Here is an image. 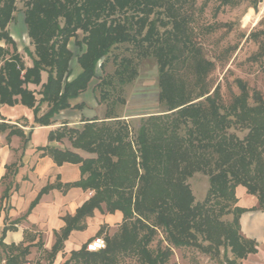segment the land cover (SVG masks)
Masks as SVG:
<instances>
[{
  "label": "trees",
  "instance_id": "16d2710c",
  "mask_svg": "<svg viewBox=\"0 0 264 264\" xmlns=\"http://www.w3.org/2000/svg\"><path fill=\"white\" fill-rule=\"evenodd\" d=\"M23 1V22L33 45V52H24L32 66H25L7 29L14 18L16 0H0V41L12 47V54L0 47V105L20 103L32 109L35 125H52V118L61 111L84 107L83 103L71 106L70 101L88 88L97 67L103 66L113 47L129 44L136 56L155 59L158 101L164 108L160 114L141 118L134 133L128 123L109 111L103 118L81 120L80 128L64 124L49 133V141L67 139L72 149L90 156L83 158L73 150L56 147L41 148L56 165H78L80 178L72 183L47 185L28 212L53 189L65 193L70 188H81L93 193L73 215L62 217L64 225L54 232V242L46 251L49 264L64 249L73 231L86 229V221L95 211L120 212L119 233L106 237L105 248L98 252L86 251L85 244L70 251L62 264H116L121 253H132L141 264H174L169 263L173 250L184 247L208 252L228 246L241 260L256 254L257 243L237 232L241 214L251 210L264 213V98L255 92L250 105L248 89L238 79L240 92L225 107L218 86L212 92L204 88L202 82L212 63L200 56L187 31V15L172 0ZM219 1L221 6L235 2ZM128 11L132 15L126 16ZM158 27L164 30L160 32ZM71 39L80 50L75 57L80 72L69 80ZM114 61L112 76L100 79L95 86L101 101L110 95L106 87L116 88L114 81L123 86L137 75L132 57H114ZM183 66L191 69L200 84L196 94L178 75ZM42 72L47 75L43 84ZM28 84L40 85L38 101ZM43 104L48 110L39 116ZM232 127L245 130V136L239 139L230 132ZM6 129H10L8 136L24 138L20 129L1 123L0 132ZM7 172L12 174L14 170L8 168ZM197 172L209 181L202 203H194L187 184ZM238 187L257 198L256 209L236 206ZM6 198L4 190L1 202ZM213 206H218L219 215L232 214V221H219ZM158 229L164 233L166 247L152 251L149 245ZM6 231L4 228L0 238L4 264H26L30 247L2 244ZM197 235L208 244L201 245Z\"/></svg>",
  "mask_w": 264,
  "mask_h": 264
},
{
  "label": "rangeland",
  "instance_id": "374dc122",
  "mask_svg": "<svg viewBox=\"0 0 264 264\" xmlns=\"http://www.w3.org/2000/svg\"><path fill=\"white\" fill-rule=\"evenodd\" d=\"M234 1L233 4L221 6L219 0H176V2L172 0L173 5L178 6L181 13L187 15V31L200 56L212 63L211 70L202 82L204 83L203 86L210 92L218 86L220 101L225 107L230 105L233 98L240 92L236 84L238 79L248 89L250 105H253L252 96L255 92L264 98V0ZM25 9L24 1L16 0L14 18L7 29L11 39L15 40L17 53L24 63H29L30 58L24 52V48L33 52V45L26 34V27L23 22ZM129 15H132L131 11L126 13V16ZM158 30L162 32L164 28L158 27ZM81 37L82 34L79 32L78 39L80 40ZM68 48L73 54L70 62L72 70L70 80L80 72L75 58L80 50L74 45V39L70 40ZM8 49L10 52L11 47L8 46ZM135 54L136 50L129 44L118 45L110 50L108 56L103 60V66L101 68L97 67L96 76L91 80L88 88L73 100V103H83L84 105L82 109H76V116L82 115L81 120L85 119V116L90 117L93 115L103 118L109 111L128 123L132 133H134L141 118L157 115L164 111L163 106L158 101V66L155 59L149 55L136 56ZM124 56L132 57L134 60V67L137 72L135 79L123 86H118L117 82L114 81L116 88L112 90L106 87L105 89L110 92V95L106 101H101L100 91L96 89V84L99 83L100 79H107V76H112L116 68L114 57ZM42 74L45 77L46 73L42 72ZM178 75L194 94L200 90V84L196 82L191 69L183 66L179 69ZM47 110V104L41 105L38 115L44 114ZM81 126L82 124L77 122L73 128H80ZM230 132L236 134L239 139H242L246 134L245 130H239L236 127H232ZM187 184L194 197V203H202L209 188L208 177L197 172L187 180ZM236 196L239 197L236 206L244 209L255 207L256 209L257 198L254 195L247 194L245 188L238 187ZM212 209L214 214L218 215L219 221L223 223L232 221V214L219 215L218 206H213ZM254 211L259 210L247 212ZM114 214H100L97 229L86 227L84 231L76 232L73 235V242H77V249H71L67 252L63 249L56 256L53 264H62L69 258L70 251L78 250L93 238L99 237L105 242L106 237L118 234L122 215L120 213V218L114 216H111V218L110 215ZM237 234L245 237L241 224ZM197 236L201 245L208 244L200 235ZM41 245L40 242L35 255L29 258V264H49L47 252ZM158 246L166 247L164 233L159 229L150 243L149 249L155 251ZM259 249L262 262L259 263L256 259L257 261L246 262V264H264V247L262 246ZM116 260V264H141L132 253H121ZM243 260L234 255L228 246H220L218 249H212L208 252H203L195 247H184L173 250L169 263L242 264Z\"/></svg>",
  "mask_w": 264,
  "mask_h": 264
},
{
  "label": "crops",
  "instance_id": "0c3cea01",
  "mask_svg": "<svg viewBox=\"0 0 264 264\" xmlns=\"http://www.w3.org/2000/svg\"><path fill=\"white\" fill-rule=\"evenodd\" d=\"M12 40L15 42L13 38ZM8 46L11 47L4 41H0V47L9 52ZM1 64L2 62H0ZM24 64L26 67L32 66L31 60ZM46 77V74L44 77L41 73L42 84L46 81ZM27 88L34 91L35 99L38 101L41 97L37 94L40 85L28 84ZM70 103L71 106L78 104L73 103V100ZM76 111L72 108L65 109L52 119V125L38 126L33 123L32 109L20 103H15L13 106L0 105V124L5 123L14 129H20L24 134V138H22L16 134L8 136L10 129L0 132V238L3 229L7 228L2 238V244L6 246H29L30 254L26 257V264H29V258L35 255L40 242L43 249L50 250L54 242V232L59 231L64 225L62 217L73 215L75 210L93 194L90 190L81 188H70L65 193L53 189L43 194L38 203L28 212L31 203L47 185H53L57 182L61 184L72 183L80 178L78 165L70 163L56 165L48 154L40 150L45 147H56L62 150H73L83 158L90 156L80 150L72 149L67 139L60 142L48 140L49 133L64 124L71 128L77 122L83 124L81 122L82 115L79 114L77 117ZM92 118L101 117L85 116V119ZM8 168L14 172L12 174L7 172ZM4 190H7V198L1 202V195ZM98 216L100 213L95 211L94 216L86 221L87 227L97 229L100 220ZM111 216L120 218V213L116 212ZM240 224L245 238L254 240L258 245L257 253L250 254L243 260L242 264L257 260L260 263L259 253L261 251L259 248L264 247V213L261 211L246 212L240 217ZM244 225H246L245 228ZM76 232L78 231H73L64 242L66 252L77 249V242H73V235ZM0 258V264H4L5 255L1 246Z\"/></svg>",
  "mask_w": 264,
  "mask_h": 264
},
{
  "label": "built area",
  "instance_id": "2783aa9c",
  "mask_svg": "<svg viewBox=\"0 0 264 264\" xmlns=\"http://www.w3.org/2000/svg\"><path fill=\"white\" fill-rule=\"evenodd\" d=\"M105 248V242L102 238L96 237L85 244V250L88 252H98Z\"/></svg>",
  "mask_w": 264,
  "mask_h": 264
},
{
  "label": "bare ground",
  "instance_id": "6f19581e",
  "mask_svg": "<svg viewBox=\"0 0 264 264\" xmlns=\"http://www.w3.org/2000/svg\"><path fill=\"white\" fill-rule=\"evenodd\" d=\"M246 227V225H244V228Z\"/></svg>",
  "mask_w": 264,
  "mask_h": 264
}]
</instances>
